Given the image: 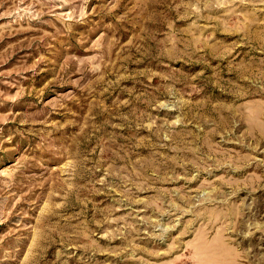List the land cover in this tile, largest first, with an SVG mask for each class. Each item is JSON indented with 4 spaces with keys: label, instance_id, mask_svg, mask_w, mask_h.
Here are the masks:
<instances>
[{
    "label": "rangeland",
    "instance_id": "374dc122",
    "mask_svg": "<svg viewBox=\"0 0 264 264\" xmlns=\"http://www.w3.org/2000/svg\"><path fill=\"white\" fill-rule=\"evenodd\" d=\"M0 264H264V0H0Z\"/></svg>",
    "mask_w": 264,
    "mask_h": 264
}]
</instances>
